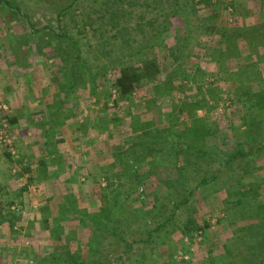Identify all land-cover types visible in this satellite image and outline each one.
Wrapping results in <instances>:
<instances>
[{
  "label": "rangeland",
  "instance_id": "rangeland-1",
  "mask_svg": "<svg viewBox=\"0 0 264 264\" xmlns=\"http://www.w3.org/2000/svg\"><path fill=\"white\" fill-rule=\"evenodd\" d=\"M7 1L8 3L5 0H0V8L15 7L21 3V0ZM25 1H28L31 6L30 14L22 16L18 13H6L0 15L4 22L0 26V53L3 51V55H0L2 57L0 62L5 61V64H0V69L3 70L6 67L11 69L12 67V71L9 74H13L6 80L14 79L15 74H31L28 71L15 70L20 66L17 61L22 60L21 57L23 58L22 63L25 62V64L28 60L33 59H35L33 63L46 64L47 69L52 70L54 74H63V78L73 74L69 67L70 62L73 60V54L69 56L67 64H63L62 67L59 65L63 63L59 52L61 47L63 48L64 46L61 43L60 35L65 32L71 36L75 35L72 30L74 24L71 23L73 18L71 12L79 13L84 11L86 14L87 12L93 13L97 11L91 16L92 23H90L93 28L84 33L86 35L85 41H82L84 47H81L83 51L81 59H89L91 64L94 62L93 68L96 71L98 68L95 66L98 64L99 58L95 57L96 61H93V54H88L86 45L89 42L94 45L99 40L102 42L105 40L109 46L113 43L111 60L113 59L115 62L121 59L125 63L129 62L131 67L138 68V72L141 71L142 59L147 58V52L145 48L140 49L137 45L140 43L149 45L153 43L156 47L153 53L152 51L150 52L152 54H149V58L156 57L159 68L161 67L164 70L159 71L160 74H165L172 66L177 69L176 66H179V63H181V66H179L180 69L177 71L178 74H191L193 62L198 60L206 66L209 60L197 58L191 61V59L185 60V57L184 59L181 58L182 62L180 60L175 61L170 56L167 48L171 47L174 40L176 41V35L188 30L192 38L193 47L197 42H201L204 45L203 49L199 48L201 52H197V46L199 45L192 50L196 56L201 57L210 50L209 48L216 49L212 46H217L218 44L215 37L205 35L202 38L203 31L198 29L197 26L201 28L206 23L209 26L228 28L252 25L259 23V21L264 22V6H259L260 0H208V3L206 1L205 3H197L200 0H121L114 7L111 4L112 2H110V5L109 3L107 4L112 6L109 10L116 13L119 10L116 9L117 7L125 10V14H113V17L105 12L102 0H76V7H78L75 8L77 10L74 11L72 9L71 11L69 9L70 13L64 15H56L55 9L56 11L58 9L56 7L64 6L67 1V4H71L73 0ZM99 2H101V7ZM232 4H235L237 13H234ZM176 9L183 13H178ZM24 16L30 18L29 24L31 23V25L25 24L21 28L16 27V29H13L14 25L12 23L16 21L14 19L19 17L25 23ZM79 19L80 16L77 20ZM151 19L158 20L157 23L159 24L158 36L152 41L147 40L136 30L137 26H141L147 33L149 26L146 25V22ZM114 22H117V25L112 27ZM183 22H188L192 27L190 29L185 28ZM5 23H10L12 28ZM66 25L67 28L65 30ZM120 26H125L132 31L136 41L133 43L135 46L134 52L137 50L142 51L143 49V53L146 52L145 55L135 54L129 58L126 52L127 49H125L124 53L121 52L120 47L125 46V43L120 35H116V30ZM104 27L107 32L105 31L106 33L104 32L102 37L98 34L99 39L90 38L94 28H99L102 31ZM248 36L251 35L247 34L244 39L242 36L237 43L240 50V58L233 61L234 63L230 65V70L233 71H228L226 74H221L220 72H218L219 74H214L212 80L209 81L210 84L204 89L207 94L202 95V100L198 101L196 99L198 95L190 97L184 88L181 92L182 94L178 97L179 100L182 99L185 103H196L192 108L190 106L183 108L186 110L181 112L184 125H188L186 121L191 118L204 119L209 125L207 126L208 136L206 135V137L212 136L213 139L209 137V142L207 141L206 144H200L199 139L205 136L204 126L201 127L200 132H195L192 128L189 130L187 126L185 131L182 130V135L190 136H186L187 142L192 140L196 142L190 145L185 144L187 148H185L184 152L191 150L200 153V151L206 150L208 155L207 158L201 155L202 158L197 159V165H200L199 170L197 169L198 174L192 176V179L186 178L187 183L183 185L185 188H191L200 182L199 180L203 179L204 181L196 185V188L191 190V192H188L173 183L172 180H178L174 168L169 174L162 173L158 175V180L155 182H158L156 187H159V189L153 188L154 185L150 182L152 180L151 177L142 181L140 175L121 176L122 179L130 181L126 190H123L125 186L122 183V187H117V191L111 192L110 198L108 193L104 196L105 200H108V198L111 200L115 199L116 205L111 208H103L100 211L101 216H93V221L96 223L100 222V226L105 221L103 215L112 213L118 217L115 218L113 216L114 218H111L108 215V221L118 220H116L115 224H111L112 222L105 224L106 229H109L110 225L115 227L117 238L113 239V241L116 242L117 248H113L115 253L111 255L107 252L96 254L91 251L84 258L87 263L162 264L164 262L163 257L156 255V253L152 255V253L157 252V248L164 246L165 248L175 247L169 250L171 254L166 256L168 257V264L172 263L173 255L179 257V261L182 264H231L232 257H236V253H238L240 259L234 264H264V254H260L255 247L257 243L256 234L259 235L257 227H260V223L255 225V227L249 223L254 220L256 213L264 212V192L259 193L261 198L257 195L258 185L264 183V124L256 126L250 133L248 131L243 132L245 123L242 119V101L241 104H238L232 100L235 92L239 96L242 93L240 98L248 101L249 90H264V52L257 45L252 47L255 42L252 40V43H250L251 41L247 40ZM91 46L89 52L94 50V47ZM218 47L224 49L221 45H218ZM33 48L42 50L40 56ZM7 50L12 56L7 53ZM35 56L37 57L32 59ZM248 58L254 60L257 67H249L251 63ZM80 62L83 63L84 61L81 60ZM113 64L116 68L107 69L108 72L106 74H101L100 72L94 74L95 71L90 69L89 73H79L78 78H73H75L79 86L84 87L82 89H89V85L95 79V82H98L101 88L99 95L101 100L104 103H108V93L110 91L111 99L113 97L116 101L119 93L112 82L118 75L117 67L119 68L122 64ZM239 68H244V72L240 71ZM79 69L82 72V64L78 66ZM181 70H186V72ZM44 74H46L45 77L38 83L30 76L29 79L21 76V82L26 81L27 87L40 90L50 86H66V82H61L60 75L57 78L51 77L49 70ZM248 74H252V76L248 77ZM147 77L142 76L140 81L143 78L146 80ZM148 80L147 83L143 81L144 87L149 85L150 79ZM250 83L254 85H250ZM204 90L203 88L198 89L200 92H204ZM124 101V98H122L119 104L124 103ZM0 106H5V104L0 103ZM7 111L6 106L0 113V186L2 183L4 185L3 188L0 187V264H73L70 262L72 259L61 252L62 242L58 241L56 247L59 249L53 251H50L51 246L45 243L47 238H45L47 235L46 229L49 230L52 227L55 232L62 233V228H59L61 226L60 221L55 222V220L52 221L51 219L50 222L47 208L36 210L38 208L37 204L40 203L39 200H42L45 191L41 190L42 188L39 189L40 187L36 188L34 180L38 181L36 182L37 184L43 183L39 179L44 178V175L41 174L39 177L36 171L30 169V166L27 168V166L22 165L25 160L36 162V159L31 157L33 153L28 152V149H26L27 153H25L26 156L23 160L14 158L17 152L14 149L13 136L6 117ZM239 130L242 132L238 133ZM60 145L62 144L58 143L59 148ZM166 145L168 147L171 146ZM52 147L54 145H51ZM6 152L11 154V156H6ZM13 153L14 155H12ZM180 162L183 163L184 161L180 160ZM222 165H229L230 167L229 169L220 170ZM260 165L262 166L261 170L257 169ZM240 169H244V172H241ZM166 181H172V183L170 182L169 184ZM80 182L82 181L80 180ZM197 188L199 189L196 190ZM126 194L127 198H125ZM190 195H192V198ZM187 197L191 198L190 203L192 205L182 206L181 204L186 202ZM226 198H229L228 202H225ZM156 199L158 200L155 202L154 200ZM209 199H211V203L207 201ZM198 200L199 203L196 205ZM236 200L239 201L236 202ZM122 201H126V203L124 204ZM153 202L154 204H151ZM207 202L210 204L209 206ZM232 203L235 205H231ZM60 207L62 208V206ZM60 207L57 209V216H60ZM65 208L67 209L68 207ZM72 209L79 212L78 207H72ZM80 213L83 212L80 211ZM46 215L49 218L44 221L43 217H46ZM226 216H228L227 220ZM238 216L242 220H247V223L245 225L237 224ZM125 217L126 221L123 220ZM263 217L261 219L258 218L260 222ZM53 218L56 219L55 217ZM231 219L234 222H229ZM263 222H261V225ZM185 225H189L191 228L187 229ZM176 231L180 235L177 234L173 237L172 234ZM91 241L92 239L89 242L93 245L94 242ZM48 242L52 245L55 244V242L50 240ZM105 242H108L107 237H105ZM129 243L131 245L128 248H132L133 252L125 254L124 250ZM147 249H149V252ZM151 250L154 251L152 252ZM146 251L147 253L145 254ZM233 252L235 254L231 256L230 253ZM175 256L172 264L175 262ZM76 259L78 258L76 257Z\"/></svg>",
  "mask_w": 264,
  "mask_h": 264
},
{
  "label": "crops",
  "instance_id": "crops-1",
  "mask_svg": "<svg viewBox=\"0 0 264 264\" xmlns=\"http://www.w3.org/2000/svg\"><path fill=\"white\" fill-rule=\"evenodd\" d=\"M30 9L29 2L21 0L19 6L0 8V15L18 13L23 16L30 14ZM2 20L0 18V26L4 24ZM14 20H16L13 21L14 23L10 22L14 25L13 29L21 28L30 22V18L27 16H24L25 23L19 17ZM10 23L5 24L12 28ZM174 44L175 40L171 46ZM33 49L40 56L42 50ZM2 53L3 51L0 55H3ZM7 53L12 56L9 50ZM36 57H32V59ZM1 58L0 56V61ZM21 59L17 61L20 66L15 70L28 71L31 74H15L14 79L6 80L13 75L9 74L12 67L11 69L7 67L3 70L0 69V103H4V107L7 106L8 109L6 117L13 136L14 149L18 154L14 155V152L12 155L14 158L23 160L26 156L25 153H27L26 149H28V152L33 153L31 157L35 158L36 162L25 160L22 165L27 166V168L30 166V169L36 171L39 177L41 174L44 175V178L39 179L43 183L37 184L38 181L34 180V186L45 191L36 210L47 208L50 216L49 221L51 222V219L55 222L60 221L61 226L59 228H62V233L55 232L52 227L49 230L46 229L45 243L51 246L50 251L59 249L56 247V243L62 242L63 246L60 247V250L72 259L70 262L73 264H90L84 258L91 251L96 254L107 252L111 255L115 253L113 248L116 249L117 244L113 239L117 238V231L111 225L109 229H106L105 224L109 222L115 224L118 220L108 221V215L111 218H114L113 216L118 217L112 213L105 214L103 215L105 221L100 226V222L93 221V216L100 215L103 208H111L116 205L115 199H109L111 192L117 191V187H122V183L125 186L123 190H126L128 182H130L127 179H122L121 176L140 175L142 181L151 177L150 182L154 185L153 188L159 189L156 187L158 182H155L158 180V175L169 174L174 168L178 180L172 181L178 187L181 186V189L191 192L196 188V185L202 183L199 180L200 182L191 188H185L183 185L187 183L186 178L192 179V176L198 174L197 169L200 168V165H197V159L202 158L201 155L207 158L208 155L206 150L200 151V153L191 150L184 152L187 148L185 144L190 145L196 142L194 140L187 142L186 136L188 135H182V130L185 131L187 126L189 130L192 128L193 131L200 132L201 127L204 126L205 136L199 139L200 144H206L210 137H206L207 126L209 125L206 120L200 118H191L186 121L188 125H184L181 112L186 110L183 108L186 106L192 108L196 103H185L178 97L184 88L190 97L198 95L196 97L198 101L203 99L205 93L207 94L204 89L210 84L212 73L217 70L216 67H210L209 62L206 66L198 60L193 62L191 74H178L172 66L165 74L150 75L146 80L143 78L144 80L139 81L134 91L124 96L119 94V100L115 101V98L112 97L114 100L111 102L109 91L108 103H104L99 96L101 88L95 79L89 85V89H82L84 87L78 85L75 81L76 76L73 78L72 74L63 78V74H54L52 70L47 69L46 64L33 63L35 59L28 60L26 64L25 62L22 63V57ZM0 64H5V61L0 62ZM59 65L62 67L63 63ZM194 67H199V69L196 70ZM48 70L51 72V77L57 78L60 75L61 82H66V86H50L40 90L27 87L26 81L21 82V76H23L24 78L28 77V79L33 77L38 83L41 79L43 80L46 75L44 73ZM161 70L164 71L160 67ZM148 79H150V83L144 87L143 81L147 83ZM199 88H203L204 92L198 91ZM122 98L125 101L119 104ZM210 139H213L212 136ZM58 143L62 144L60 148ZM166 144L171 146L168 147ZM51 145L54 147L51 148ZM180 160L184 162L182 163ZM229 167V165H222L220 170L229 169ZM261 168L260 165L257 169L261 170ZM244 169H240V171L244 172ZM180 175H182V179ZM172 181H166V183L170 184ZM258 186L257 195L260 196L259 193L264 192V183H260ZM0 187H4L3 183ZM106 193H108V200H105L104 197ZM190 196L192 198V195ZM125 198H127V194ZM191 198L187 197L186 202H184L186 204L181 205H192L190 203ZM207 201L211 203V199ZM228 201L229 198H226L225 202ZM238 201L236 200V202ZM122 203L125 204L126 201H122ZM198 203L199 200L196 205ZM231 205L234 206L235 204L232 203ZM59 207L61 208L60 216H57ZM72 207H78L79 212L74 211ZM236 208L238 207L236 206ZM262 215L264 216V212L256 213L254 220L249 222L254 227L260 223V227H257L259 235L256 234L257 243L255 244L260 254H264V222L261 225L264 217ZM49 216L43 217L44 221H47ZM261 217L263 218L260 222ZM123 220L126 221V217ZM229 222H234V220L231 219ZM236 223L245 225L247 220L239 218ZM177 234L180 235L176 231L172 236L175 237ZM105 237L108 238L107 243ZM91 239L94 242L93 245L89 242ZM49 240L55 244H50ZM130 245L131 243L124 250L125 254L133 252L132 248H128ZM172 248L175 247L165 248L161 246L152 255L156 253V255L163 257L164 262L162 264H168V257L166 256L171 254L169 250ZM147 251L149 252V249ZM230 254L233 256L235 253ZM236 254L237 258L232 257L233 260L236 259L234 262L232 260L231 264L237 263L240 259L238 253ZM174 256H172V263ZM222 260L224 261V259ZM223 261L222 263L225 262ZM174 264H182L179 257L175 256Z\"/></svg>",
  "mask_w": 264,
  "mask_h": 264
},
{
  "label": "trees",
  "instance_id": "trees-1",
  "mask_svg": "<svg viewBox=\"0 0 264 264\" xmlns=\"http://www.w3.org/2000/svg\"><path fill=\"white\" fill-rule=\"evenodd\" d=\"M4 1V0H3ZM6 3H8L7 0H5ZM199 1V0H198ZM205 1L208 3V0H200V2L197 3H205ZM68 2V1H67ZM66 4L63 6H58L55 9L56 15H64V14H69V9L72 11V9L74 11H76L77 7H76V0H73L71 2V4ZM110 2H112V6H116V4H118L117 2H121V0H102V5L105 7V12H107L108 14L112 15H122L125 14L124 13V9L123 8H119L117 7L116 9H119L118 12L116 13L115 11L109 10V8H112V6H108L107 4ZM10 3V2H9ZM194 3V2H193ZM99 6L101 7V2H99ZM12 5V4H10ZM75 5V6H74ZM195 5V4H194ZM259 6H264V0H260L259 2ZM76 7V8H75ZM232 8H234V13L236 12V8H235V4H232ZM178 11V13H183L182 11L176 9ZM97 11H94L93 13H89L87 12L85 14L84 11H80L79 13H75V12H71V14L73 15L72 18V22L74 25L72 26V30L75 32L74 36H71L70 34H66V32L64 34L60 35V40L61 43H63V48L61 47L60 49V57H61V61L63 62V64H67L69 56L72 55L73 56V60L70 62L69 67H70V71L73 73V77H78V75H80L79 73L83 74V73H89L90 69L92 71H95L94 74L96 73H101V74H106L108 71L107 69H115L116 66H114L113 63H120L122 65H120V67L118 69V75L116 76L115 80L112 82L113 86L115 87L116 91L121 94L122 96L131 93L132 91H134V89L138 86L137 84L139 83L140 79L142 76H150V75H155L158 74L160 71L159 68V63L156 61V57H152L149 58V54L156 47L155 45L152 44H147V43H140L137 46L141 48H145V51L147 52V58L142 59L141 61V71L138 72V68L136 67H131L129 62L125 63L124 61H122L121 59H118L114 62V60L112 58V50H113V43L109 44L105 42V40H103V42L101 40L97 41L94 45L89 42V44L86 45L87 47V52L92 53L93 54V61L95 60V57L99 58V61L97 62L98 64H96L95 67H97V71L94 70V62H89V59H81V54H82V50L81 47H84L82 44V41H85V34L87 33L90 28L92 27V22H91V16L93 14H95ZM249 15V14H248ZM80 16V19H78V17ZM156 19H151L148 20V22H146V25L149 26V31L146 33L143 28H141V26H137L136 30L138 32H140L147 40L152 41L156 36H158V31H159V24L157 23L158 20ZM71 21V20H70ZM91 22V23H90ZM117 22H114L112 27H115L117 24ZM69 24V23H68ZM184 27L187 29H190L192 26H190V24L188 22H183ZM205 25H202V27L200 28L199 26H197L198 29L203 31V35L202 38L207 35V36H212L217 38V44L221 45L222 47H224V49H221V47L217 46H212L215 47L214 48H209L210 50H208L204 56H196L195 52L193 50L194 47H196L197 45V52H201L200 49H203L204 45L201 44V42H197V44L193 47V44L191 43V37H190V32L188 30H186V32H182L179 35H176V41L175 44L169 48H167V50L169 51L170 56L175 60V61H179L181 60V58H185V60H189L191 59V61L196 60L197 58L199 59H207L209 60V62L214 63V64H210L209 66L211 67H216V72L212 73V77L214 74H219L218 72H220L221 74H226V72L228 71H233L230 70V65L233 64L235 60H238V58H240V54H239V49L237 46L238 41L241 39V37L243 36V39L245 38V36L247 34H250L251 36L247 37V40L251 41L250 43H252V40H254L255 43H253L252 47H255L256 45L261 49V51L263 50L264 52V22H260L256 23V24H252V25H245V26H234V27H216V26H209L206 25V23H204ZM67 28V25L65 27V30ZM102 29V28H101ZM125 27V26H120V28L118 30H116V35H120L123 39H124V43L125 46L120 47L121 48V52L124 53L125 49H127V56L131 55H145V53H143V49L142 51H135V46L133 43H135L136 41L134 40V36L132 35V31ZM99 31V32H98ZM107 32V30L102 29V31L99 30V28H94L93 29V33L90 35V38L92 39H99L98 38V34L99 36H103L104 32ZM105 32V33H106ZM242 33V34H240ZM112 37V36H110ZM145 39V42H146ZM91 41V40H90ZM93 45V46H91ZM91 47H94V50H92L91 52H89V49ZM200 48V49H199ZM257 48V47H256ZM214 49V50H213ZM258 49V48H257ZM151 53V54H152ZM150 54V55H151ZM199 55V54H197ZM222 56H224L222 58ZM83 60L84 62L81 63L80 61ZM129 60V59H128ZM216 60V61H215ZM248 61L251 63L249 67L251 68H255L257 67L255 64L254 60H251V58H248ZM248 62V63H249ZM109 63V64H108ZM82 64L83 65V69L82 72L80 71V69L78 70V66ZM194 64V63H193ZM113 65V66H112ZM179 66H181V63L178 64ZM179 66H176L177 69H174V71H178L180 69ZM88 68V69H87ZM195 68V67H194ZM196 70L199 69V67L195 68ZM244 68L239 70L242 72H244L243 70ZM99 70V71H98ZM236 70V69H235ZM182 72L185 70H181ZM241 72V73H242ZM252 76V74H248V77ZM250 85H254L253 83H250ZM252 87V86H251ZM233 102L234 103H240L242 101V119L245 123V126L243 127L244 129L242 130L243 132L248 131L249 133L254 130V128L256 126L259 125H263L264 124V90H249L248 92V101H244L242 100L240 97L242 96V93H240V96L237 94V92H235V94L233 95ZM242 131H238V133H241ZM6 156L10 157L9 153H5ZM180 177L182 178V175H180ZM204 181L203 179H201V182ZM190 224H192L190 222ZM185 227L187 229L191 228L189 225H185Z\"/></svg>",
  "mask_w": 264,
  "mask_h": 264
},
{
  "label": "built area",
  "instance_id": "built-area-1",
  "mask_svg": "<svg viewBox=\"0 0 264 264\" xmlns=\"http://www.w3.org/2000/svg\"><path fill=\"white\" fill-rule=\"evenodd\" d=\"M4 109V106H0V113L2 112V110Z\"/></svg>",
  "mask_w": 264,
  "mask_h": 264
}]
</instances>
